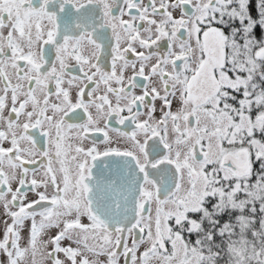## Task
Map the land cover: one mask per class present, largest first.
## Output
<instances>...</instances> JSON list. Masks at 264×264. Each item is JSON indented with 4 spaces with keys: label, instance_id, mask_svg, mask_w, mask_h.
I'll list each match as a JSON object with an SVG mask.
<instances>
[{
    "label": "snow or ice",
    "instance_id": "6c2138e0",
    "mask_svg": "<svg viewBox=\"0 0 264 264\" xmlns=\"http://www.w3.org/2000/svg\"><path fill=\"white\" fill-rule=\"evenodd\" d=\"M0 264H264V0H0Z\"/></svg>",
    "mask_w": 264,
    "mask_h": 264
}]
</instances>
